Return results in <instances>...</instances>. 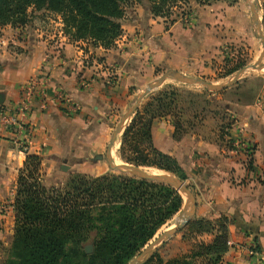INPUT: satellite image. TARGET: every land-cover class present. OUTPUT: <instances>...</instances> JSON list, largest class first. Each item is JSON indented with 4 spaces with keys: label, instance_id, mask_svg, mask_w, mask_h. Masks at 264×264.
<instances>
[{
    "label": "crops",
    "instance_id": "0c3cea01",
    "mask_svg": "<svg viewBox=\"0 0 264 264\" xmlns=\"http://www.w3.org/2000/svg\"><path fill=\"white\" fill-rule=\"evenodd\" d=\"M148 13L144 5L142 13L133 12L123 21V34L111 49L72 43L57 29L48 32L31 25L0 29V117L18 120L14 126L0 123V257L12 240L11 205L18 171L28 154L42 157L46 186L65 157L71 154L78 159L101 151L110 137L111 119L131 97L129 89L145 86L156 69L200 75L214 58V53L205 51L195 60L205 48L208 30L202 27L215 24L214 14L201 12L200 24L192 30L178 21L163 28ZM17 32L20 39L14 37ZM137 33L144 38L142 45L134 36ZM32 81L38 83L39 92H45L46 105L41 109L36 96L23 117L16 111L21 89ZM249 89L230 105L236 121L225 139L248 143L249 152L217 146L211 132L205 138H185L184 147L171 146V131L159 123L152 126L156 147L180 161L195 188L192 219L229 220L226 264L264 260V77L259 87ZM58 93L77 103L79 110L74 113L61 104L55 97ZM200 238L208 241L211 236Z\"/></svg>",
    "mask_w": 264,
    "mask_h": 264
},
{
    "label": "trees",
    "instance_id": "16d2710c",
    "mask_svg": "<svg viewBox=\"0 0 264 264\" xmlns=\"http://www.w3.org/2000/svg\"><path fill=\"white\" fill-rule=\"evenodd\" d=\"M130 1L0 0V27L27 25L31 8L58 15L70 41L109 49L121 35L123 6ZM185 1L149 0L150 11L163 18ZM195 1L208 4L213 0ZM176 96L175 92L162 93L136 111L118 140L117 157L122 163L188 179L173 158L151 144V122L171 110ZM173 127L175 134L180 132V122ZM42 171V157L28 154L17 175L8 256L0 264H128L183 205L182 197L170 186L124 174H73L63 186L47 188ZM228 224L225 217L213 222L192 219L188 233L211 239L196 243L188 254L166 261L155 255L147 264H226ZM86 245L92 246L90 254L84 251Z\"/></svg>",
    "mask_w": 264,
    "mask_h": 264
},
{
    "label": "rangeland",
    "instance_id": "374dc122",
    "mask_svg": "<svg viewBox=\"0 0 264 264\" xmlns=\"http://www.w3.org/2000/svg\"><path fill=\"white\" fill-rule=\"evenodd\" d=\"M251 2L252 0H213L208 4H200L197 3L195 0H186L184 3L178 4V7L169 9V14L164 15L165 17L162 18L159 16L156 17L151 13V6L149 0H132L128 4L123 6L124 13L120 21V25H122L123 21H126L128 18H130V15L133 12H136L138 14L142 13V7H144V5H146L148 8L149 17L153 20H158L159 22L163 23V28L164 26L169 27L174 22L178 21L185 26V29L194 30L200 24L201 12L206 11L210 14H214L213 21L215 24L213 25L207 23L206 26L202 27V31L205 32V29L208 30V32L205 34V43L203 44V47L205 48H202L201 51L196 54L195 60H197V58L200 57L205 51L214 53V58H211V60L207 62L208 65L206 66L205 71H202L200 75L192 76V78L201 79L214 85H222L229 82L232 79V76L239 69L243 68L244 66H250L257 63L262 57L264 47L260 39L257 37L255 27L252 23L250 11ZM257 4V14L264 36V0H257ZM134 9H137L139 11L137 12ZM27 14L29 16V23L25 26L31 25L34 29H45L44 31L48 32H52L54 29H57L61 31L63 36H65L63 34V24L61 23V19L58 15L49 14L43 11L33 12L31 8L28 10ZM4 27L10 26H3L0 27V29ZM122 34L123 29L121 26V35ZM140 34L137 33L134 36H137V39L140 40L139 45H142L144 43V38ZM20 36V32L14 34V37L16 39H20ZM80 42L86 43L79 41V43ZM87 44L88 45L86 47H93L89 42H87ZM114 45L111 48H113ZM93 48L98 47L96 46ZM239 64L242 65L239 69H237L230 75L224 77V74L234 69ZM167 72L170 71H165L162 69L154 70L152 80H150V82L146 85L148 86L149 84L155 82L160 76ZM176 73L183 75L179 72ZM263 77L264 66L261 70L249 69L235 84H233L226 90L218 92L207 91L201 86L183 84L168 78L161 84V86H159L151 94H149L150 96L148 95L140 101L136 111L142 110L148 102H150L153 98L158 97L162 93L175 92L176 94H178V96H176L174 100L173 105L170 108L171 110H168L167 114H164L163 116L158 117L151 122V144L154 149H156L158 152H161L162 154L168 155L173 158L176 161L177 166L182 169L180 161L176 159V157L156 147L157 145L155 143L152 133L153 124L159 123L161 127L166 126L167 130L171 131V146L180 145L184 147L185 138H205L206 134H209L211 132L216 137L215 144L217 146L218 144H221V146L226 149L237 150L238 148L239 150H245L249 148L248 143L242 142V144L236 142L235 144H232L230 141H227V143L225 141V139L231 134L229 132V130L231 129L230 125L234 124V122L236 121V116L232 112L230 105L233 101L237 99V97H239V95L243 94V90H247V88L251 87L249 91H254L257 87H259ZM146 85L142 87L139 86L138 88L133 87L132 90L129 89V94L131 97L126 102L122 111L116 115V118L111 119L113 121V124L111 125L110 129V137L122 116L133 105L136 96L142 93L143 90L147 87ZM136 111L132 114L130 118L126 120L123 126V131L132 120ZM73 112L76 113L75 111ZM174 122H180L181 125L180 132H178L177 134H175V129L173 127ZM123 131L117 137V140L111 150V158L114 164L121 163V161L117 157V150L119 147L118 140L120 139ZM224 135H226L225 138H223ZM165 138H167V135H165ZM109 140L106 142L105 146L101 149L98 154L91 153L87 156H83L78 159L70 154L69 156L64 158L63 161L65 162H58L56 165V171L52 174L51 178L49 179L51 180L50 183H53L57 180L58 183L56 185H52L47 181L46 183H44L46 185L45 187L48 188L51 186H63L66 183L68 177L73 174H81L85 176H100L107 173L120 174L119 172L111 171L104 158ZM161 144H163V141L161 142ZM22 146L23 144L20 145L21 149ZM165 148L168 149V145L165 144ZM97 155L103 156V159L99 161L95 160V157ZM61 166L67 167V170H61ZM101 168H103V170H101ZM73 169H75L76 172L73 171ZM143 169L153 174H167L179 180L174 174L159 171L154 168ZM42 173L44 176L45 171H42ZM181 182L184 183L193 194L196 193L195 188L189 178ZM181 197L183 200V205L181 209H183L184 206L188 204V202L184 195H181ZM180 210L158 230L154 237L145 245L144 248L141 249L139 254H137L135 257L145 252L149 244L154 239H156L159 234L174 227ZM191 221H189L186 226H184L173 237L164 242L156 251L154 256L158 255L160 258L166 261L171 258L180 257L181 255L188 254V252L193 249L196 243H199L201 241L208 242L211 238L207 241L205 238L201 239L200 236L190 235L188 233L187 226ZM8 249L0 257L1 260H5L7 258Z\"/></svg>",
    "mask_w": 264,
    "mask_h": 264
},
{
    "label": "water",
    "instance_id": "95a60500",
    "mask_svg": "<svg viewBox=\"0 0 264 264\" xmlns=\"http://www.w3.org/2000/svg\"><path fill=\"white\" fill-rule=\"evenodd\" d=\"M257 0H252L250 4V11H251V19L252 23L255 27L257 37L260 39V41L263 44L264 47V36L262 33L261 24L259 22V17L257 14ZM264 50L261 59L250 66H244L243 68L239 69L233 76L232 79L227 82L226 84L222 85H214L210 84L204 80L196 79L192 77H187L184 75H180L176 72H167L160 76L155 82L149 84L142 93L136 96L133 105L128 109V111L122 116L119 123L117 124L114 132L112 133L109 143L106 148V154L104 156L108 167L111 171L119 172L120 174L128 175L137 179H142L146 181H151L155 183H161L167 186H170L172 189H174L180 196L184 195L187 199L188 204L184 206L183 209L180 210L177 216L176 224L173 228L168 229L161 234L157 236L156 239H154L148 246L145 252L141 253L139 256L132 258L128 264H147L154 256L156 251L159 249V247L169 240L171 237H173L176 233H178L186 224L191 221V219L194 216V210H195V197L194 194L191 192V190L188 189V187L182 183L181 181L177 180L176 178L167 175V174H153L147 172L145 169L141 167H134L131 165H127L125 163L120 164H114L113 160L111 158V150L114 146L117 137L121 134L123 131V126L128 118L132 116V114L137 110L140 101L151 94L156 88L161 86V84L168 78L175 80L176 82L188 84V85H198L204 88L207 91H223L235 84L241 77L244 75L249 69L251 70H261L264 66ZM2 101V97L0 96V104ZM103 156L97 155L95 157V160L99 161L102 160ZM61 170L65 171L67 170V167L61 166ZM84 251L86 254H90L92 252V246L87 245L84 247Z\"/></svg>",
    "mask_w": 264,
    "mask_h": 264
},
{
    "label": "built area",
    "instance_id": "2783aa9c",
    "mask_svg": "<svg viewBox=\"0 0 264 264\" xmlns=\"http://www.w3.org/2000/svg\"><path fill=\"white\" fill-rule=\"evenodd\" d=\"M22 99H21V104L18 106L17 108V113L20 116L25 115V113L28 111L29 109V103L32 102L33 98H35L36 96H39L40 99V108L43 109L46 105V96H45V92L43 90H41L39 92L38 90V83H36V81H32L28 84H26L25 86L22 87ZM56 99L63 105L67 106L72 112L75 111L77 112L79 110V106L77 103H75L72 99H70L69 97L63 96L62 94L58 93L56 96ZM0 123L3 125H8V126H14L16 124H18V120L16 116H9V117H5V116H1L0 117ZM11 208L13 209L12 205ZM255 264H264V260H258Z\"/></svg>",
    "mask_w": 264,
    "mask_h": 264
},
{
    "label": "bare ground",
    "instance_id": "6f19581e",
    "mask_svg": "<svg viewBox=\"0 0 264 264\" xmlns=\"http://www.w3.org/2000/svg\"><path fill=\"white\" fill-rule=\"evenodd\" d=\"M157 173H158V171H157ZM154 174H156V173H154Z\"/></svg>",
    "mask_w": 264,
    "mask_h": 264
}]
</instances>
